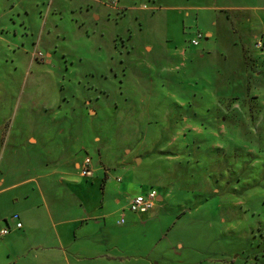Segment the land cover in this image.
<instances>
[{"label":"rangeland","instance_id":"1","mask_svg":"<svg viewBox=\"0 0 264 264\" xmlns=\"http://www.w3.org/2000/svg\"><path fill=\"white\" fill-rule=\"evenodd\" d=\"M14 1L0 0V189L89 155L108 180L102 171L81 179V208H115L150 188L164 197L153 212L129 213L131 223L110 221L122 254L264 264V0L115 3L126 10L105 8L112 0H90L88 10L79 0H25L11 12ZM197 32L204 38L192 45ZM239 154L249 170L237 178L256 187L243 196L224 193L218 171L183 161ZM240 165L219 166L224 175ZM28 186L0 194V229ZM22 235L0 239V264H64L27 255Z\"/></svg>","mask_w":264,"mask_h":264},{"label":"crops","instance_id":"2","mask_svg":"<svg viewBox=\"0 0 264 264\" xmlns=\"http://www.w3.org/2000/svg\"><path fill=\"white\" fill-rule=\"evenodd\" d=\"M16 1L12 2L10 8L12 9L10 10L11 12L18 11L16 9V4L22 5L25 0ZM88 1L90 0H79V2L76 1V3L86 5V9L88 10ZM112 2V5L106 4L105 8H114L116 10L128 9L124 6L119 8L115 7L116 2H114V0H112ZM117 2H119V0ZM23 10L25 11V16H27L28 11L25 8H23ZM17 16L20 17L21 15L18 14ZM46 16L45 14V25H47L46 21L48 20ZM22 18L23 17L20 18V23L24 25L27 20ZM96 19H98V17H96ZM13 25H16L14 20ZM45 25H43V27H45ZM24 29H26V27H24ZM13 30L14 34L19 36L17 29L14 28ZM209 35L210 34H207L206 37H209ZM257 41H260L261 47H263L262 40L258 39ZM36 51L39 50L36 49ZM46 57H43L45 59L44 62L50 63V53H48ZM29 142L32 145H37L38 143L35 137L30 138ZM86 157L91 159L89 155ZM83 160L77 162L76 159H72L69 156L61 163L54 162L53 164H48L46 171L43 173L34 174L23 181L0 189V194H3L7 189L12 190L20 189V187L25 186L29 187L28 185L32 186L30 192L19 191L11 197L10 205H12L13 208L7 214L10 216L5 217L6 219L4 220L6 227L9 228L8 234L13 232L16 237L23 234L22 237L29 241H27V245L29 243L27 255L33 256L34 258L40 254L41 257L51 259L52 261H57L59 259L64 264H129L131 261L135 264H158L156 261L152 260L149 255L122 254L116 246H111L115 244H112V224L110 221H113L117 226L128 223L130 221L129 213H133L128 208V201L131 197L140 192H132L131 195L126 194L125 204L121 203V200L116 198L115 208L104 207L103 205H98L93 208H81L83 202H81V198H77L79 197L77 195V187L82 188L81 186H84L81 179L92 180L102 171L105 176L103 181L108 180L107 171L104 169V166H102V169L101 167H97L94 165L92 159V177H81L79 169ZM3 184V181H1L0 187L3 186ZM103 189H105V182ZM215 190L218 189H214L211 196H217L219 194V190L218 192H215ZM75 198L79 203V207H66V203ZM67 199L69 200L67 201ZM163 199L164 197L158 193L155 207L149 212L156 210L157 204L162 202ZM206 199L208 200L210 198L206 196ZM66 210H76V216L65 218L69 216ZM14 215L17 216L16 221L12 219ZM10 222L14 226L13 231ZM17 222L21 223L20 228L16 227ZM134 223L133 221L132 224ZM2 229L3 228L0 230Z\"/></svg>","mask_w":264,"mask_h":264},{"label":"trees","instance_id":"3","mask_svg":"<svg viewBox=\"0 0 264 264\" xmlns=\"http://www.w3.org/2000/svg\"><path fill=\"white\" fill-rule=\"evenodd\" d=\"M207 112L208 113H212L215 116L217 115V114H214L213 110H210V111H207ZM193 114H194L195 117H197L199 115V113L198 114L193 113ZM236 138H238L240 140H243V136L241 135V133L236 134ZM240 156H241V154H239V155H225V157L221 158L222 161L221 160L218 161V160H216L214 158V159H212L211 162H209V161L206 162L205 160H202V159H200V161H198V159L196 160L195 158H191L193 161H191L189 158H186L183 161L185 162V164H189V165H191V164L198 165L199 163H201L202 166L204 165L203 170L201 171L203 173V175L206 173L207 170H214L215 172L218 171L217 174H211V176L214 178L213 182L214 183L221 182L222 183L221 189H222V191L224 193H227L229 195L235 194V195H238V196H243L244 192L245 193L248 192V190L246 191V189H252L253 190L256 187L251 186L250 183L243 184L242 180L237 178V177L241 176L242 172L249 170V169H245L243 167V165L246 164V161H242ZM208 157L211 158L212 156L208 155ZM215 157H218V156H215ZM217 159H219V158H217ZM230 160H231V162H230ZM237 162L239 163V165L241 164L240 167H238V173L237 174H235V173L232 174L230 172V173H226V174L222 175V172H221V169H220V166H219L220 164L221 165H225V166L226 165L229 166L231 164L234 165ZM226 169L228 170L227 167L225 168V170ZM223 176H228L226 181L224 180V178H222ZM235 185H237V186L235 187ZM234 187L236 189H234ZM263 252H264V250H263ZM260 257L262 258V260H264V254H262ZM256 260H259V258H257Z\"/></svg>","mask_w":264,"mask_h":264},{"label":"built area","instance_id":"4","mask_svg":"<svg viewBox=\"0 0 264 264\" xmlns=\"http://www.w3.org/2000/svg\"><path fill=\"white\" fill-rule=\"evenodd\" d=\"M118 0H114V2H117ZM203 35L198 32L197 38H194L191 40L192 45L198 44V39H202ZM256 47L261 48V42L257 41L255 43ZM36 57L42 58V53L37 52L35 54ZM79 174L81 177L88 178L92 177L93 171L91 166V159L89 157L84 158L82 164L80 165ZM158 192L155 188H150L144 193H138L135 194L133 197H131L128 201V208L133 213L143 214L147 213L150 210H152L155 207V204L157 202ZM13 220H17V216L12 217ZM17 228L21 227V223L16 224ZM9 232V228H3L0 230V238L7 235Z\"/></svg>","mask_w":264,"mask_h":264},{"label":"flooded vegetation","instance_id":"5","mask_svg":"<svg viewBox=\"0 0 264 264\" xmlns=\"http://www.w3.org/2000/svg\"><path fill=\"white\" fill-rule=\"evenodd\" d=\"M263 47L259 48V50H262Z\"/></svg>","mask_w":264,"mask_h":264}]
</instances>
